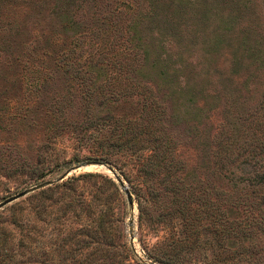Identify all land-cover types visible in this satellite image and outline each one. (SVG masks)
I'll return each instance as SVG.
<instances>
[{
    "label": "trees",
    "instance_id": "obj_1",
    "mask_svg": "<svg viewBox=\"0 0 264 264\" xmlns=\"http://www.w3.org/2000/svg\"><path fill=\"white\" fill-rule=\"evenodd\" d=\"M12 2L22 3L25 16L35 14V26L46 22L36 41L3 12ZM3 65L12 71L7 81H22L23 98L36 90L28 69L87 73L81 87L69 84L50 98L46 129L68 125L67 109L82 110L67 122L89 133L102 159L120 163L125 177L131 181L133 175L134 187L147 194L135 190L140 231L148 227L147 202L159 204L160 230L153 229L161 234L147 248L154 262L205 258L206 264H237L264 253V231L256 226L264 222L263 212L245 200V217L231 213L242 203L236 194L264 182V151L256 146L252 152L249 133L242 130L247 114L264 104V0H0V72ZM50 77L36 81L45 84ZM124 102L134 104V113L116 109ZM84 176L101 175L68 178L57 184L55 199H47L61 202L60 216L87 214L69 236L75 246L62 252L91 247L89 256L43 264H113L105 259L115 246L104 209L110 197L98 196V204L84 211L74 192V182ZM203 178L209 189L202 188ZM39 207L35 215L42 217L46 205ZM21 211L11 210L18 230ZM25 247L21 237L3 230L0 264H38L37 245H28L26 258ZM203 249H209L206 256Z\"/></svg>",
    "mask_w": 264,
    "mask_h": 264
},
{
    "label": "rangeland",
    "instance_id": "obj_2",
    "mask_svg": "<svg viewBox=\"0 0 264 264\" xmlns=\"http://www.w3.org/2000/svg\"><path fill=\"white\" fill-rule=\"evenodd\" d=\"M24 11L21 2H12L3 9L4 13L9 12L10 20L22 25L27 35L36 41L41 36V31H47L46 22H36L35 26L33 23L35 18L31 19L35 14L32 13V16L29 15L27 17ZM74 72L73 70L63 69L54 71H48L45 68L28 69L26 74L29 78L35 79L34 84L31 86L33 89L36 88V90L35 93L32 90L31 94H28V92L24 93L25 97L23 98L24 89L20 85L22 81L20 80L19 83L16 82V79L12 83L7 81L5 76H10L12 71L9 70L7 65L1 66L0 202L24 189L41 183L43 186L18 197L0 208V237L3 230L12 231L15 233L16 238L21 237L26 245L25 248H22L25 258L28 255V245L30 243H32V246L37 245V250H39L38 264H43V259L58 261L62 259V256L67 257V262L87 259L91 247L85 248L82 252L72 254L65 255L62 252L75 246V241L70 239L69 236L75 231L78 232V229L84 225L87 214H81L79 219H74L71 214L60 216L61 202L51 201L47 197L53 195L52 200L55 199L57 190L61 189V187L57 189L59 187L57 184L62 181L77 177L84 172H96L101 176H84L76 180L74 182V192L79 198L81 208L84 207V211L92 208V202H98L95 200L98 196L102 195L104 197L105 195L110 197L104 209L109 213L112 222L109 231L114 239L115 246L112 255L110 254L111 258L109 256L106 257V261L112 260L113 264H120L121 262L124 264H157L150 258L147 248L151 247L161 234L155 233L153 229L156 226L160 230L158 225V223L160 224V206L152 199L147 202L145 207L148 227L144 226L143 230L140 231L138 227V200L135 194L138 189L133 185V175L131 176V181H129V178L125 177L123 171L119 168L121 166L120 163H106L105 159H102L99 155L96 143L89 133L73 129L70 122H67L70 117L78 118L82 116V110L67 109V115L63 114L67 119L66 123L68 125L57 130L46 129L50 124V116L46 113V108L48 107L49 112L52 109L50 107L52 102L50 98L55 92L66 88L69 84L74 87L80 86L83 75L87 74H83V71H81L78 72L79 76L77 77L74 76ZM46 74L51 77L48 78L45 84L36 81L39 76ZM6 83L11 85L7 87ZM7 88L10 90V95H6V92L9 91ZM37 94L39 95L37 96ZM14 96H20L22 99L17 102ZM34 96H37L36 101L33 99L35 98ZM32 103L36 104L32 105ZM117 108L122 112L134 113L135 106L131 102H124L120 106H116ZM246 117L242 124V130L248 132L250 136V143L246 144V146H249L252 152H255L256 146L264 151V104L263 108L255 115L249 113ZM86 161H98L111 167L130 190L133 206L131 207L128 204L123 187L108 168H101L98 164L97 166L96 164H88L86 166ZM259 164L264 165V152L261 154ZM75 166L78 167L74 168ZM202 188H210L206 178H203ZM138 192L142 196L147 197L143 189ZM213 195L217 196L214 192ZM237 196V199L242 203L237 209L232 210L231 213L234 216L245 217V207L247 208V205L244 206L243 204L245 200L247 203H253L258 211L264 214V200L262 199L264 196V182L257 185V187L236 194ZM42 203L46 205V211L42 217H37L35 211L43 209V207H39ZM17 206H21L23 209L21 211L23 228L19 230L11 223V210ZM58 216L60 217L54 219ZM256 226L264 231V222L258 223ZM252 227L250 226L249 229L252 230ZM28 234L30 239L27 241ZM218 241L221 244L220 240ZM208 250L203 249V255L206 256ZM220 251L224 255L222 249ZM261 252L253 255L251 262L240 260L237 264H264V253L263 251ZM103 261L106 263L105 260ZM188 263L206 264L207 260L205 258H196L193 261L189 260ZM222 264H234V262L224 259Z\"/></svg>",
    "mask_w": 264,
    "mask_h": 264
},
{
    "label": "water",
    "instance_id": "obj_3",
    "mask_svg": "<svg viewBox=\"0 0 264 264\" xmlns=\"http://www.w3.org/2000/svg\"><path fill=\"white\" fill-rule=\"evenodd\" d=\"M85 164H86V166H88V164H96V166H97V164H98V166H101V168H108L115 175V178L119 181V183L123 187V189H124V191L126 193V196H127L128 204L131 207L133 206V200H132V195H131L130 190L126 187V185L124 184L123 180L116 174L115 171L112 170L111 167L106 166V165H104V164H102V163H100L98 161H86ZM78 166H80V165H78ZM78 166H75L74 168H76ZM41 186H43L42 183L41 184H38L36 186L30 187V188L24 189V190H22L21 192H19L17 194H13V195L5 198L4 200H2L0 202V208L4 207L5 205H7L8 203H10L11 201L17 199L18 197H20V196H22V195H24V194H26V193H28V192L36 189V188H39ZM131 217H132V215H131ZM131 225H132V220H131Z\"/></svg>",
    "mask_w": 264,
    "mask_h": 264
}]
</instances>
